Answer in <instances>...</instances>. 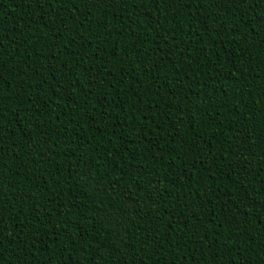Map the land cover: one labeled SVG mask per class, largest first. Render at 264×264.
Instances as JSON below:
<instances>
[{"label":"trees","instance_id":"obj_1","mask_svg":"<svg viewBox=\"0 0 264 264\" xmlns=\"http://www.w3.org/2000/svg\"><path fill=\"white\" fill-rule=\"evenodd\" d=\"M0 264H264V0H0Z\"/></svg>","mask_w":264,"mask_h":264}]
</instances>
